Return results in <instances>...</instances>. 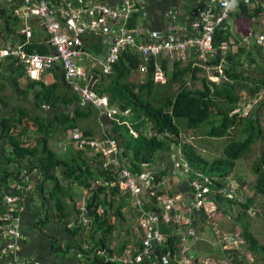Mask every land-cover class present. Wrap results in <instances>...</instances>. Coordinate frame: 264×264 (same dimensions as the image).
I'll list each match as a JSON object with an SVG mask.
<instances>
[{
	"label": "trees",
	"instance_id": "obj_1",
	"mask_svg": "<svg viewBox=\"0 0 264 264\" xmlns=\"http://www.w3.org/2000/svg\"><path fill=\"white\" fill-rule=\"evenodd\" d=\"M141 1H143L141 7L138 5L139 10L131 17L127 25L128 28L139 26L138 17L145 7L149 15L146 14V22L153 20V23L159 28L162 23L165 24L164 15L167 11H173L178 3L188 1V5H183V8L185 16H189V19L183 18L182 21L189 29V23L196 18L197 11L206 8L207 4L202 2L201 5H197V0ZM239 8L241 14L234 13L232 18L235 15L258 18L257 25H260L264 19V10H250L247 6H240ZM11 14L12 11L10 13L5 6H0L3 34L5 37L14 34L21 39L19 40L21 42L18 41L19 44L25 43V35L15 31L21 26L19 25L20 21ZM148 17L150 20L147 19ZM258 28L259 32L252 36L254 38L256 35L264 37V26ZM237 36L236 33L232 34L227 25L218 26L214 31V52L210 58L211 64L224 65V73L218 75V83H211L204 77L203 70L195 65V58L186 61V63L161 60L160 63L167 78L165 86L153 83L152 62L148 63L145 79L141 81L138 71L142 63L141 56L130 49L122 50L114 64L113 72L104 74L96 70L95 74L92 75L93 79L97 78L98 80L93 92L99 98L107 97L109 108L115 109L117 113L122 115L114 116L110 120L111 133L103 129L102 132L104 133L99 138H93L96 136L92 128L82 130L79 139L74 136L79 133L77 130L79 123L97 117V110L100 112L99 124L105 128L106 124L100 120L101 110L93 105L87 106L86 110L77 108L71 114L64 113L55 116L51 122H47L43 117H33V114L25 109H16L8 117L0 119V189L8 185L10 178L14 179V186L30 184L23 181L24 176L20 177L12 169L14 165L18 168L25 161L29 169L36 168L39 171L41 189L45 191L44 183L50 182L51 187L48 194L55 210V219L61 221L68 217L69 210L74 207L73 198L68 191L70 186L77 184L87 192L82 200L86 204V214L90 219V225L84 226L78 223L79 205L70 227L74 228L76 233H84L83 235H90L91 237L100 233L101 237L94 244L96 247H101V249L105 247L106 250L110 251L107 238L113 235L117 229V226L110 219L111 216H115L121 220L120 218L123 217L121 210L126 205L127 200L119 196L118 187L113 186L118 172L113 171L112 167L104 168L105 156L102 153H93L90 145L80 143V140L100 141L107 136L116 139L119 147V161L131 172L136 173L142 171V163H147L148 168L153 172L155 185L160 182L164 172L160 173L159 171L155 175L152 169V164L158 159L157 154L163 152L167 154L176 148L173 144H177L181 154L179 163H185V166L188 167L190 178L194 171H198L210 179L208 201H213L217 205V210L224 209V214L231 213L233 206L238 207L240 211L234 217L233 223L238 225L240 229L239 237L243 240V245L247 250L255 252L264 261V246L259 244L254 233L250 231L251 223L248 221V218L251 217L248 211L255 210L254 198L246 201L239 200L236 198V188H233V193H230L229 189L224 192L225 188L230 186L229 177L236 161L245 157L252 150L254 142L263 134L257 114L258 107L262 103L259 101L251 114L245 117L240 105L244 96H248L249 102H252L253 100L257 101L260 94H264V48L257 43V39L253 38V43L248 44L246 40L249 37L238 42ZM12 41L14 44L18 43L15 42L14 37H12ZM231 42L236 49H232ZM223 45L229 47L227 51L221 49ZM25 49L28 53L37 52L40 54H48L51 51L47 44L36 42H29ZM7 60L9 61L7 65L16 70V79L24 78V66L17 64L16 60ZM51 72L52 84H29L30 89L35 92L34 100L37 107L40 109L42 107L57 109L60 106L72 107L79 104V95L75 94L65 84L63 73L55 69ZM88 77L91 75L88 74ZM126 112L128 114L125 117L123 113ZM176 121H184L185 130L201 131L211 138H229L223 148V156L209 161L197 153L191 142H180V128L176 126ZM119 123L125 124L120 125ZM30 127L35 128L33 144H27L31 139ZM129 127L138 133L137 137L129 132ZM150 131L151 134H149ZM69 132L73 137L69 136L66 139V146L58 144L57 149L59 151L50 146V141L54 135H64L65 133L67 135ZM67 145L73 147L69 156L66 154ZM253 173L255 177L253 182L254 193L256 197L264 198V150L253 163ZM62 181L68 183L63 185ZM97 181H101V185L93 187ZM34 190L33 186L28 195ZM160 190H162L161 187L155 189V195L151 197L148 195L149 202L144 206L146 211H161L158 202V197L162 194ZM3 196L0 198V213L6 210ZM260 212L264 221V208ZM174 213L176 212L172 211L170 214L174 215ZM184 216H189V214ZM206 222L207 220L193 213L188 224L183 227H194L195 236H198L203 231L200 224ZM177 229L176 224H162L161 231L166 235L164 244L154 247L150 255L139 264H165L163 259L166 256H169L166 264H175V259L179 257V249L182 248L178 247L182 243ZM68 231L73 234L71 229ZM194 239L195 237H189L188 242ZM226 244V242H222L220 246ZM216 254L232 257L233 264H242L239 260L240 252L238 249H225L220 252L217 248ZM198 256L199 252L195 251L192 258L196 259ZM241 258L245 259L246 254ZM20 259L25 260V262L36 261ZM94 261L96 264H100L96 258Z\"/></svg>",
	"mask_w": 264,
	"mask_h": 264
},
{
	"label": "built area",
	"instance_id": "obj_2",
	"mask_svg": "<svg viewBox=\"0 0 264 264\" xmlns=\"http://www.w3.org/2000/svg\"><path fill=\"white\" fill-rule=\"evenodd\" d=\"M160 1V0H157ZM207 0H199L197 5ZM212 5L197 11L196 18L190 23V28H186L183 18L185 16L183 5H188V1L178 3L173 11H167L164 15L165 24L161 29L154 31H142L138 26L128 28L127 25L135 12H138L143 1L140 0H0V6H5L12 11V16L17 18L25 28L19 33L26 36V42L16 45H4L0 47V64L3 61L16 60L17 64H22L25 69L26 78L30 82H40L43 75L49 70L59 69L63 73L65 84L71 90L78 93L82 105H93L101 110L100 120L103 115L113 119L120 115L115 109H110L107 98H99L87 89L80 88V84L86 79L85 69L79 64L83 58L90 59L99 66L105 74L112 72L114 64L118 60L119 53L124 49L135 51L141 56L139 72H147L148 63H153L152 80L155 85H166V73L160 61L169 60L171 62L181 61L186 63L194 53L195 65L203 70V75L211 83H218V75H223V64H211V56L214 52L213 36L216 27L222 22L228 23L232 14L240 12V6H247L250 10H264V0H209ZM139 5V7H138ZM37 20L45 29L48 40L47 44L51 51L48 54L37 52L28 53L25 46L30 42V30L27 28L31 20ZM264 24V19H263ZM225 25V26H226ZM85 34L96 36H106V52L100 56H94L86 50L87 44L84 42ZM252 34V32L250 33ZM257 43L264 48V37L256 35ZM233 46V42H231ZM227 45H223V51L228 50ZM234 48V46H233ZM128 113H124L123 116ZM122 116V115H120ZM123 125L125 123H119ZM128 126V125H127ZM129 132L137 137L138 133L129 127ZM77 139L80 135H74ZM80 143H88L93 153H102L105 156L104 168H111L118 172L114 187H118L119 196L126 198L137 213V218L141 219L142 228L139 235V248L133 256L109 259V262L122 261L127 264H139L145 257H148L152 249L163 245L166 239L161 231V225L176 224L178 234L181 236L183 251L188 245V238L195 237L194 227H183L185 224L184 213H195L204 211L208 218H213V211L218 212L217 205L213 201H208L211 181L203 173L194 171L189 181V188L192 194L191 204L183 212L177 207L180 197L166 193L158 197L160 212L155 210L146 211L144 202L146 195H155V189H163L165 182L153 183V172L148 168L147 163H142V171L131 172L118 159V142L114 138L106 137L100 141L87 142L80 140ZM178 167L188 170L185 163ZM190 175V173H189ZM101 181L95 182L93 187L101 185ZM233 186L225 188L233 193ZM33 186L28 184L22 186L17 184L14 192L3 196L6 210L0 213V260L8 258L7 264H41L39 261L25 262L18 255V246L21 240L20 214L24 211V199ZM87 193V192H86ZM183 208V207H182ZM87 208L84 200L81 201L78 212V223L84 226L90 225L87 217ZM175 211L174 215L170 213ZM239 234H228L222 237L226 242L225 249H237L241 244ZM229 247V248H226ZM102 252V251H100ZM103 251L102 253H104ZM168 257L163 259V263L168 262ZM191 258V256H190ZM75 264H85L79 260Z\"/></svg>",
	"mask_w": 264,
	"mask_h": 264
},
{
	"label": "crops",
	"instance_id": "obj_3",
	"mask_svg": "<svg viewBox=\"0 0 264 264\" xmlns=\"http://www.w3.org/2000/svg\"><path fill=\"white\" fill-rule=\"evenodd\" d=\"M103 1L111 2L110 0H103ZM198 1L199 0H197L196 2ZM206 3H207L206 7L213 4L209 0H207ZM143 9H142L143 12L141 10V14L138 17L139 18L138 27L142 31L143 30L148 31V32L154 31L157 29H161L164 26L162 23V25L159 28L156 27V24L153 23V20H150L149 17L147 19L150 21L146 22L145 17H146V14L148 15L147 13L148 10L146 9V7ZM239 13L241 14V11L238 12V14ZM254 23L256 25L258 24V18H248V16H245V15H237V16L235 15L232 18L230 24L227 23V26L232 32V34L236 33V35H238L237 37L241 36V37L247 38L248 35L252 32V27L255 25ZM19 25L21 26H19L15 30L16 32H19V30L25 28L24 24L19 23ZM262 26H264L263 22H261V24L258 25V27H261V28ZM27 28L30 30V33H31L30 42H36L38 44H47L48 35L45 29L41 26L40 22L33 19L29 22ZM2 29H3V25L1 23V33H3ZM12 37H14V39L16 40L15 42H18L19 40H21L18 37L14 36V34H12L11 36L9 35L8 37H5V35L3 34V38H2L3 42L0 44V47L4 45H16V44H19V42H21L19 41L18 43L14 44L12 41ZM105 39H106V36H96L94 34L92 35L85 34L84 42L87 44V46L85 47L86 50L90 52L91 54H93L94 56L103 55L107 50L106 45H105ZM193 54L194 53L191 54L190 60H193V56H195ZM7 63H9L8 60L3 61L2 64H0V119L8 117L16 109H25L29 111L30 113H32L33 117H37V116L43 117L44 119L47 120V122H51L54 120L55 116H58L64 113L71 114L77 108L81 110L82 109L86 110L87 106H90V105H85V106L82 105L81 100H80L79 104H76L72 107L60 106L57 109H51L49 107H42L40 109L39 107H37L36 101L34 100L35 92H33V90L30 89L29 84L30 83H43L45 85L52 84L53 83L52 72H51L52 70H49L47 73H45L40 82H29L26 78V73H25L24 78L16 79L15 68L9 67ZM79 64L85 69V74H86V79L80 84V88L87 89L88 91L94 93L93 89L96 83L98 82V80L97 78L93 79L92 75L95 74L96 70L101 73H104V72L99 66L95 65L90 59H87V58L81 59L79 61ZM55 70L60 71L58 68ZM88 74H90L91 77H88ZM139 74L141 73L139 72ZM145 74H141V75H143L144 77ZM160 88H163V87H160ZM72 91L75 94H78L76 91L74 90ZM48 111H49V114L47 113ZM96 112H97L96 113L97 117L94 118L96 125L93 126L91 121H81L79 123V129H77L79 132L78 135L81 133L82 130H87L88 128L90 129L92 128L93 133L96 136L93 138L101 137V135L104 133L102 132L103 129L104 130L106 129L109 133H111V128H112V125L110 124L111 118H109L106 115H103L102 121H103V124H106L105 128H103L99 124V113L100 112L99 110H97ZM31 129L33 131V127L29 128L31 139L28 138L30 141L28 142L27 140L28 142L27 144H31V143L33 144L32 140L35 136V133H31ZM69 136L71 138L73 137L71 136V132H69L67 135L66 133L64 135H61V134L54 135L53 139H51L50 141V146L53 147L54 150L59 151L57 149L58 144L60 146H66L67 144L66 139H68ZM67 148H68V151H66V154L69 156V153L72 152L73 147L67 145ZM158 162H159V158L152 164V169L155 175L159 171L160 173L164 171L163 175L161 176L162 179L160 180V182L163 181L167 185L170 184L169 182L174 183L173 184L174 186H172L169 191H166V193L169 195L172 194L173 196H175V194L173 193H176L177 197H180L181 199V202L179 200V205L183 207V210H186V208H188V206L191 204V201H192V194L189 188V181H190L189 170L184 171V169L182 168V172H181L180 168L177 165L178 163L174 164V161L171 162V160H170V163H168L169 158L167 161H163L162 163H158ZM12 169L16 173H18L20 177H23V176L25 177L23 181L29 182L35 188V190L31 194L25 197L24 211L20 214V219H21L20 229L22 232V239L20 240L19 246H18V255L20 258L26 259V260H36V261L41 262L42 264H73L77 260H82L86 264H96L94 261L95 258L97 259V261H100V264H126L118 260L115 262H109V259L115 256H117L120 259L124 257H129V256H133L137 252L139 248V244H140L139 236H136L135 238H131V239H127V238L123 239L122 235H120L118 237V241H115V239L109 236V238H107V245L110 251H108L106 250L105 247L101 249V247H96V245L94 244V242L100 238V233L94 234L93 237H91L90 235H83L84 233L82 234L79 232L78 233L74 232L75 229L71 228L70 224L72 225L73 220L76 216L77 209H78L77 207L81 204L82 197L86 194V192L83 190L82 187L78 186L77 188H73L74 190L78 189L77 195L80 198L79 203L78 205L74 204V207H72V209L69 210L70 214L68 215L66 219L59 221L55 219V210L53 207V203L48 194L49 192L48 190L51 187L50 182L44 183L45 191L41 189L40 188L41 177H40L39 171L36 168L29 169L28 165L25 164V161L22 164H20L18 168L16 165H14ZM180 172H181V175H180ZM166 177H171L169 179V182H167ZM13 181L14 179L12 180L10 178L8 185L0 189V198H2L3 195L14 192L15 186H14ZM66 183L68 182L62 181L63 185H66ZM74 186H77V184L72 185V187ZM171 191H173V193H171ZM163 193H165V191ZM72 197H73V194H72ZM70 199L72 198L70 197ZM145 199L147 203L148 201L147 195ZM131 205L132 204L130 203V206ZM124 207L127 208L129 206L126 203ZM184 214H188V213H184ZM220 214L222 213L220 212ZM192 215L193 213H190L189 216L183 217L185 219L184 220L185 223L188 222L189 218ZM135 216H137V213ZM228 216L229 215L225 217H228ZM127 219L129 220L130 216ZM204 220H208V216ZM206 227L207 226H205V228ZM69 229L73 231V234H70V232L68 231ZM127 231H130V230H127ZM227 234H239V232H236V233L230 232ZM206 236H208L207 231L203 230V232H201V234L198 235L196 239H194L191 242L189 241V244L185 245L186 248L184 249V251H183L182 245L180 246L179 244L178 247L179 248L182 247V248L181 250L179 249V254H178L179 257L175 259V264H190L191 263L190 261H192L191 264H196L197 262L202 264L204 260L200 262L199 261L200 258L198 259V257L202 255L200 252H199V256L196 259H193L192 256L195 254V251H197L196 248H195L196 250L194 249V245L199 244L198 241H202L204 238H206ZM188 247L190 249H188ZM244 248L246 251H248L246 247ZM237 249L239 250V248ZM0 251H1V246H0ZM100 251L102 252L105 251V252L102 253ZM204 255L206 254L204 253ZM243 255L244 254L240 252L239 260H241L242 264L251 263V259L247 257V254H246L245 260L241 258ZM205 260L212 261V259L209 258V256ZM8 261H9L8 258L1 259L0 264H7ZM221 262L222 261L220 260V263ZM211 264H214V263H211Z\"/></svg>",
	"mask_w": 264,
	"mask_h": 264
},
{
	"label": "rangeland",
	"instance_id": "obj_4",
	"mask_svg": "<svg viewBox=\"0 0 264 264\" xmlns=\"http://www.w3.org/2000/svg\"><path fill=\"white\" fill-rule=\"evenodd\" d=\"M231 20L232 19L228 20L229 24H230ZM258 32H259L258 25L253 26L252 27V34H249L248 35L249 39L246 40V41H248V44L253 43L254 37L252 35H255ZM2 38H3V33H1V21H0V44L3 42ZM232 40H233V38H232ZM236 40L238 42H242V40H244V37L239 36L236 38ZM232 49L234 50V49H236V47H234ZM144 79H145V75H144V77H143V75H141L140 80L142 81ZM244 101H247V102H244ZM259 101L262 103V105H260L258 107L257 114H258V117L260 119L261 128L263 130L262 137H260L259 139H257L254 142L252 150L249 153H247V155L245 157H242L236 161L235 167L232 170L231 175L229 177V185H233V187L236 188V198H238L239 200L246 201L247 199L254 198L255 210H249L248 211L249 216H251L248 218L249 223H251L250 231H252L254 233V236L258 240L259 244L261 246H264V221H263L262 213L260 212L264 208V198L256 197L254 190H253V182L255 179L254 173H253V163L260 156L262 150H264V94H260L258 100L257 101L253 100L252 102H249L248 96H244L243 102L240 105V108L243 110L242 113H243V116L245 117V116L251 114L253 109L256 107L257 103L259 104ZM47 113L49 114V111ZM126 116L127 115H125V117ZM90 121L93 124V126L96 125L94 118ZM175 124L177 127L180 128V139H179V141L180 142H191L194 145L197 153L199 155H201L203 158L210 161V160H213L217 157L223 156V148L227 144V142L229 141V138H227V137L211 138V137H207L206 135H204L201 131L194 132L192 130H185L184 121H176ZM31 133H35V128H33V131L31 129ZM149 134H151V131L149 132ZM173 146L176 148L174 150H171V152H169L168 154H166L165 152L157 154V156L159 158L158 163H162L163 161H167L168 158H169L168 163H170V160H171V162L174 161V164H176L180 161L181 154H180L179 145L173 144ZM180 175H181V172H180ZM170 178L171 177H166L167 182H169ZM169 183L170 184L164 186V188L161 190L162 192L169 191L170 188L172 186H174L173 185L174 183H172V182H169ZM77 187H78V185L74 186V187L70 186V190L68 191L69 195L71 194V197L73 194V197H72L74 199L73 202L76 205H78L80 198L77 195L78 189L74 190L73 188H77ZM171 193H173V191H171ZM173 194H175V198H174V202H175L176 198H177V194L176 193H173ZM144 202L146 203V199H144ZM127 205L129 207H127V208L124 207L121 210V212L123 214V217L120 218L121 220H118V217L111 216V219H110L111 222H113L117 226V229L114 232L115 235L114 234L111 235V238L115 239V241H118V237L120 235H122L123 239L124 238L131 239V238H135L136 236L141 235L140 233L142 231V228H141V225L139 222V220L141 221V219L139 217L137 218V216H135L136 211L133 208V205L130 206V202L128 203V201H127ZM177 207L179 209L181 208L180 211H182V212L184 211L183 208L179 205V201H178ZM223 211H224V209H220V211L218 210V212L213 211V214H212L213 218L212 217L208 218L207 222L203 225L200 224L201 225L200 228L202 230L207 231V235H208L202 241H198L199 244L194 245V249L196 248L197 251L202 254L201 256L198 257V259L200 258L199 259L200 262L204 260L202 262V264H211V263H214V264H221V263L222 264H230L231 263V264H233L232 263V257L220 256L216 253H217V248L220 252L224 250L223 248L225 247V245L220 246L224 240V239H222V237L224 235H228L227 233H230V232H232V233L239 232V234H240V229H239L238 225L233 223L234 217L237 216V214L240 210L238 209L237 206H233L231 213H229V214L226 213V215H229L228 217L223 216L224 215ZM254 211L257 213H255ZM220 212L223 215L220 214ZM129 216H130V219L128 220L127 218ZM205 226H207V227L205 228ZM127 230H130V231H127ZM119 231H121V232H119ZM177 231H178V229H177ZM100 237H101V234H100ZM196 238H197V236H196ZM240 240H241V238H240ZM241 243L242 244H240L237 248H239V251L241 253L247 254V257L251 259V263H248V264H264V261L261 259V257L259 255H257L255 252H251L249 250L246 251L244 248L245 246L243 245L244 243L242 240H241ZM226 248H229V247H226ZM188 249H190V248L188 247ZM245 252H247V253H245ZM204 253L206 255H204ZM208 256H209V258L212 259V261L211 260H205L208 258ZM220 260L222 261L221 263H220ZM77 261H79V260H77ZM190 262L192 263V261H190ZM75 263H73V264H75ZM196 264H201V263L197 262Z\"/></svg>",
	"mask_w": 264,
	"mask_h": 264
},
{
	"label": "water",
	"instance_id": "obj_5",
	"mask_svg": "<svg viewBox=\"0 0 264 264\" xmlns=\"http://www.w3.org/2000/svg\"><path fill=\"white\" fill-rule=\"evenodd\" d=\"M226 25V22H222L221 23V27H224ZM91 88H92V86H91ZM197 215H199L201 218H203V219H206V214L204 213V211H202V210H200V211H197V212H195Z\"/></svg>",
	"mask_w": 264,
	"mask_h": 264
}]
</instances>
